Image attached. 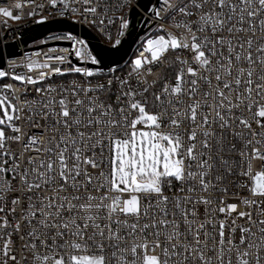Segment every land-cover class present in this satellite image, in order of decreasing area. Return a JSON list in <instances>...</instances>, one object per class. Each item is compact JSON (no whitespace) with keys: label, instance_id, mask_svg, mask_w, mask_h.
<instances>
[{"label":"snow or ice","instance_id":"6c2138e0","mask_svg":"<svg viewBox=\"0 0 264 264\" xmlns=\"http://www.w3.org/2000/svg\"><path fill=\"white\" fill-rule=\"evenodd\" d=\"M163 4L182 32L146 41L150 58L133 63L138 86L120 78L116 93L112 80L59 91L50 85L36 89L42 100L25 101L28 121L50 133L52 146H43V133L29 136L20 155L43 156L29 155L22 171L20 157L6 149L7 140L25 135L12 123L21 109L0 95V125L18 133L0 128V157L13 159L11 167L0 159V213L10 193L9 212L20 208L15 223L0 216V264H264V0ZM0 14L21 18L6 8ZM170 51L177 54L165 66ZM75 56L100 63L82 48ZM146 65L165 74L149 83L154 70ZM159 80L161 89L150 92ZM100 92L107 99L90 95ZM13 234L22 242L19 255Z\"/></svg>","mask_w":264,"mask_h":264},{"label":"built area","instance_id":"2783aa9c","mask_svg":"<svg viewBox=\"0 0 264 264\" xmlns=\"http://www.w3.org/2000/svg\"><path fill=\"white\" fill-rule=\"evenodd\" d=\"M138 0H90L89 3H85V0H56L53 5L52 0H0V8H6L10 10L13 16H20V19L7 18L0 14V46L9 42H15L17 45L18 55L5 57L4 65L0 68V71H4L7 75L0 78V95H7L9 101L17 108L21 109L18 113L19 120H14L12 123L21 128L22 133L25 135L21 142H15L12 140L6 141V149L19 156L20 170L22 171L27 165V157L39 156L35 152H23V145L28 141V137L32 135L40 136L43 133L44 145L51 147L48 143V136L50 133H44L43 129L36 128L28 121L27 117L33 115L29 111V107L25 105V101L32 102L36 100H42L44 98L42 93H38L36 89H47L50 85L56 87L59 91L60 87L68 88L73 82L87 87L89 83L95 85L100 82L113 81L112 92L116 93L119 89V81L117 78L126 79L134 87L139 85L136 79V74L133 72L134 59L143 57H149L150 53L144 51L146 47V41L148 39H155L160 35H166L167 32H174L179 35L182 30L174 28L173 21L171 19L174 10L168 8L163 4V0H158L156 3H152L147 11H141L142 21H145L144 27L146 30L141 33L136 39L129 55L119 65L110 68L107 72H103L96 65L92 64L87 57L84 59L75 56V48H82L85 53H91L85 39L79 34L70 31H52L44 34L38 39L29 42L24 45L22 39L33 34V27L36 24L49 22L55 19H64L78 26H85L90 29L93 27L98 35L99 40L108 46L118 45L125 34L127 33L128 26L125 28L123 25L126 22L128 25L129 12L132 7L138 9ZM176 3L177 0H172ZM20 3L21 8L17 9L15 4ZM95 7L97 11L93 14L86 9ZM153 8L160 10L161 18H156ZM176 20L181 19L177 14ZM139 26L137 27V29ZM164 30H161V29ZM26 30L25 35H21V32ZM69 35L74 37L75 40L69 39ZM75 41H83L84 43L76 44ZM117 41L119 43L117 44ZM177 53L169 52L165 58L164 64L167 66L171 60L175 59ZM66 57L65 62L57 60V57ZM70 61V63L68 62ZM48 64L49 68L39 67L38 65ZM29 65H32V69L29 70ZM59 67L63 74H54L51 69ZM74 67L86 68L91 71H99L100 75L93 77H86L82 73H75L68 71ZM146 67L153 68V74L147 76V80L151 83L153 80H157L158 76L164 75V70L159 65H146ZM41 73L45 76L41 79ZM131 74V75H130ZM14 75H21L25 77V81H17L12 79ZM175 75L174 70L167 72V78L170 80ZM31 77L38 82L36 84L27 83V78ZM164 80H159L154 88H150L149 91H159L161 89ZM4 85H12L11 90L4 88ZM99 95L101 99H107L105 93H90V95ZM55 95V94H53ZM82 95V94H81ZM150 103L152 98L149 97ZM153 111L155 109H152ZM16 115V113H14ZM135 115V114H134ZM34 120L40 124H44L45 121L40 120L39 117H33ZM6 136L18 135L5 124ZM42 145H36L41 147ZM3 151V150H0ZM107 155V153H105ZM0 159L8 160V164L5 167H11L13 159L9 156L0 157ZM8 179L11 178V174L8 175ZM13 185H18V178L12 182ZM245 193L241 191V195ZM15 194L10 193L8 195V201L5 204V211L0 213V216H7L10 223H15L19 218L20 208H17L16 213H10L9 209L12 207L10 201ZM228 203L239 204L238 199L229 197ZM246 209L243 206L238 208V211H244ZM235 215V214H233ZM221 218H223L221 216ZM242 223V221H238ZM5 231H11V229H5ZM13 250L19 255L20 250L17 247L22 243L17 240L16 235L13 234ZM2 243V241H0ZM25 255L27 253H24Z\"/></svg>","mask_w":264,"mask_h":264},{"label":"water","instance_id":"95a60500","mask_svg":"<svg viewBox=\"0 0 264 264\" xmlns=\"http://www.w3.org/2000/svg\"><path fill=\"white\" fill-rule=\"evenodd\" d=\"M158 0H138V9L132 7L129 12L128 30L122 41L115 46H108L102 43L99 38L87 27L78 26L76 23L64 20L55 19L49 22L36 24L33 27V34L22 39L23 44L26 45L31 41L38 39L44 34L52 31H70L79 33L86 41L92 54L100 61L98 68L103 72H107L110 68L119 66L129 55L136 39L143 33L145 21L141 22V11H147L152 3ZM139 28L137 29V27ZM26 30L21 32L25 35ZM17 45L15 42H9L0 46V68L4 65L5 57L18 55ZM3 78V77H0Z\"/></svg>","mask_w":264,"mask_h":264},{"label":"trees","instance_id":"16d2710c","mask_svg":"<svg viewBox=\"0 0 264 264\" xmlns=\"http://www.w3.org/2000/svg\"><path fill=\"white\" fill-rule=\"evenodd\" d=\"M90 30H91L94 34L98 35L97 31H96L93 27H90ZM149 104L151 105L150 101H149ZM0 118H3V112H2V110H0ZM5 126H6V125H0V128H3V129H4Z\"/></svg>","mask_w":264,"mask_h":264},{"label":"rangeland","instance_id":"374dc122","mask_svg":"<svg viewBox=\"0 0 264 264\" xmlns=\"http://www.w3.org/2000/svg\"><path fill=\"white\" fill-rule=\"evenodd\" d=\"M136 59H134V61H135ZM10 114H13L14 115V113H10Z\"/></svg>","mask_w":264,"mask_h":264}]
</instances>
